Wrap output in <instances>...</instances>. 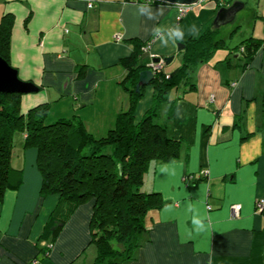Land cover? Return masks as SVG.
Masks as SVG:
<instances>
[{"label": "crops", "instance_id": "1", "mask_svg": "<svg viewBox=\"0 0 264 264\" xmlns=\"http://www.w3.org/2000/svg\"><path fill=\"white\" fill-rule=\"evenodd\" d=\"M139 5L149 15L163 11L149 19ZM257 6L249 37L264 38V19L256 16H264V0ZM6 13L13 15L10 63L40 87V103L63 108L53 120L78 114L91 131L112 129L130 106L122 60L134 52L133 40L150 43L142 47V62L172 57L166 65L172 71L182 63L179 44L209 26L217 9L215 0H201L180 18L176 4L162 2L96 0L89 8L84 0H0V21ZM176 24L185 28L183 41L162 46L153 37V27ZM191 25L196 35L187 33ZM241 63L237 49L217 50L198 68L196 88L180 95L174 119L163 106L160 123L183 140L181 154L152 161L144 188L160 192L162 205L149 212L135 258L122 264H264V209L256 207L264 198V44L245 71ZM144 92L136 122L152 106L154 87ZM12 166L23 171V183L0 202V264H95L96 255L80 262L91 243L92 203L81 205L55 235L48 226L59 199L41 194L36 150L25 148ZM188 174L197 181H186ZM235 204L242 205L239 217Z\"/></svg>", "mask_w": 264, "mask_h": 264}, {"label": "trees", "instance_id": "2", "mask_svg": "<svg viewBox=\"0 0 264 264\" xmlns=\"http://www.w3.org/2000/svg\"><path fill=\"white\" fill-rule=\"evenodd\" d=\"M241 1L247 5V0ZM219 2L215 0L217 10L221 8ZM12 27V13L4 14L0 21V55L9 63ZM219 33L220 28L212 22L184 43V49L179 50L180 66L172 71L165 67L154 74L150 84L154 87L152 106L140 122H136V108L146 86L137 91V84L140 72L148 67L147 61H141L143 43L133 40L134 52L122 60L128 71L122 85L129 94L130 106L118 114L115 127L102 137L91 133L78 114L48 121L50 102L40 103L25 114L24 94L0 93V202L8 189H17L23 183V171L12 166L13 135L20 131L25 135L24 147L36 150L42 196H59L48 230L53 229L56 235L81 205L91 202L95 264H122L134 259L145 241L149 212L162 205L160 192L144 188L151 163L177 159L183 144L160 123L163 106L167 116L174 119L180 95L196 88L198 68L217 50L229 49L231 53L237 49L245 71L264 44V38L251 36L231 48L225 39L218 38ZM262 105L264 113V91ZM244 114L239 115L235 126H240ZM187 177L193 180L191 174ZM196 181L194 178L191 183Z\"/></svg>", "mask_w": 264, "mask_h": 264}, {"label": "rangeland", "instance_id": "3", "mask_svg": "<svg viewBox=\"0 0 264 264\" xmlns=\"http://www.w3.org/2000/svg\"><path fill=\"white\" fill-rule=\"evenodd\" d=\"M257 6V0H247V5L244 9L239 11L238 18L235 19L232 23H229L225 26L220 27V33L218 35V38L225 39L227 44L229 46H238L242 43L243 40L248 38L251 35L252 28H253V18L251 16V13L256 9ZM214 21V20H213ZM221 50V49H220ZM11 64V63H10ZM12 65V64H11ZM13 66V65H12ZM20 75V74H19ZM21 77V76H20ZM22 78V77H21ZM23 79V78H22ZM25 80V79H23ZM147 94H145L142 97V99L138 102V106L145 101ZM41 93L38 92L36 94H24L22 96V111L27 114L33 106H36L40 103L41 100L38 98H41ZM43 103V102H41ZM57 102H51L50 107L48 110L47 119L48 121L53 120L56 116V113H58L59 109H63ZM109 129H96L91 130L90 132L93 133L95 136L99 137L102 135H105L108 132ZM13 157H18V155L22 156L24 153V134L20 131H17L13 135ZM56 197L59 199V196L57 194H50L47 195L48 197ZM51 203L50 200H48V203ZM50 247V245H48ZM47 246V247H48ZM96 246L93 243H90L89 246L85 249L84 254L81 257V263H84L85 261L89 262V260L94 257L96 254Z\"/></svg>", "mask_w": 264, "mask_h": 264}, {"label": "water", "instance_id": "4", "mask_svg": "<svg viewBox=\"0 0 264 264\" xmlns=\"http://www.w3.org/2000/svg\"><path fill=\"white\" fill-rule=\"evenodd\" d=\"M162 3L176 4V5H194L201 0H155ZM246 7V3L241 0H235L229 6H223L217 10L216 17L213 21L217 28L232 23L239 11ZM179 50L184 49L185 44H179ZM159 61V58H155ZM173 60L172 57L166 58L167 64ZM154 78L152 70L146 69L140 72L139 82L137 84V91L143 86L151 84ZM40 91V87L33 81L23 80L17 68L12 66L7 59L0 55V93H20V94H35Z\"/></svg>", "mask_w": 264, "mask_h": 264}, {"label": "built area", "instance_id": "5", "mask_svg": "<svg viewBox=\"0 0 264 264\" xmlns=\"http://www.w3.org/2000/svg\"><path fill=\"white\" fill-rule=\"evenodd\" d=\"M87 2V5L89 8H93L94 7V3L96 0H84ZM155 0H134V2H137V3H143V4H149V3H152L154 2ZM235 0H232L231 2H227L226 0H220L219 2V5L221 7L223 6H229L230 4H232ZM178 8H179V17L182 18L184 15H186L189 10L191 9V6L192 5H177ZM115 38L117 40H121L122 39V36L120 34H117L115 36ZM144 50L146 49H149L150 48V43H146L144 45ZM155 58H153L152 56L147 60V69H150L152 70L153 74H156L157 72L163 70L166 65H167V62H166V59L165 58H159V61H155L154 60ZM202 174L204 175H207V171L206 170H203L201 172ZM190 177H185V180L186 181H190ZM256 207H257V211H263L264 209V198H260L259 200H257L256 202ZM210 207V206H209ZM241 207L242 205L241 204H235L232 206V213H233V216L234 217H239L240 216V211H241ZM34 264H41L38 260H35L34 261Z\"/></svg>", "mask_w": 264, "mask_h": 264}, {"label": "clouds", "instance_id": "6", "mask_svg": "<svg viewBox=\"0 0 264 264\" xmlns=\"http://www.w3.org/2000/svg\"><path fill=\"white\" fill-rule=\"evenodd\" d=\"M148 8L147 5H139L138 13L140 15H146L149 19H155L158 14H162L163 9H159L156 12L151 11V15L145 13L141 9ZM189 35H196V26L191 25L187 28ZM185 28L179 24L172 26H155L152 29V35L154 38L159 37L162 46H167L168 41H171L172 45H175L178 41H183L185 38Z\"/></svg>", "mask_w": 264, "mask_h": 264}]
</instances>
